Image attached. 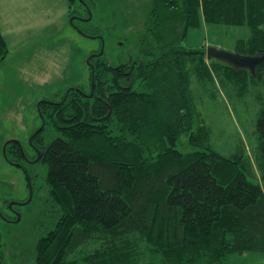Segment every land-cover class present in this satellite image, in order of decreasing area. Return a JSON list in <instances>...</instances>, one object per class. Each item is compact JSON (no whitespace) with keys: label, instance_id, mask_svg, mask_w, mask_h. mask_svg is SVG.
Listing matches in <instances>:
<instances>
[{"label":"trees","instance_id":"1","mask_svg":"<svg viewBox=\"0 0 264 264\" xmlns=\"http://www.w3.org/2000/svg\"><path fill=\"white\" fill-rule=\"evenodd\" d=\"M201 20L248 29L236 53L264 57V0H154L142 56L129 70L91 73V98L89 88L40 103L45 127L36 138L48 127L57 136L42 138L39 163L60 216L38 241L36 264H228L231 255L264 253V101L257 175L241 154H218L205 126L194 127L190 87L192 76L214 75L246 92L263 81L264 62L252 73L208 64L205 47H182ZM7 52L0 32V63ZM182 134L190 152L175 149ZM16 150L7 145L8 161Z\"/></svg>","mask_w":264,"mask_h":264},{"label":"rangeland","instance_id":"2","mask_svg":"<svg viewBox=\"0 0 264 264\" xmlns=\"http://www.w3.org/2000/svg\"><path fill=\"white\" fill-rule=\"evenodd\" d=\"M90 1L94 5L91 30L94 26L101 27L98 32L105 35L108 34L105 30L114 33L115 27H121L117 36L106 40L110 46L102 57L115 67L116 52L142 48L154 0ZM0 6V32L8 49L0 63V264H36V245L54 229L60 213L53 209L49 197L46 166L25 167L32 186L30 194L23 172L6 161L4 144L15 140L26 147L41 126L38 103L59 102L73 88L84 93L91 90L92 72L87 58L98 49L99 41L73 30L67 16L71 10L68 0H19L17 6L12 0H1ZM249 35L246 28L210 26L201 20L199 29L190 30L181 46L188 49L213 46L236 53V41L246 40ZM116 41L123 42L124 47H116ZM131 54L133 59L141 56ZM211 62L207 60L208 64ZM106 75L110 78L109 73ZM221 80L214 75L209 82L191 77L190 87L199 116L194 127L205 126L210 144L218 154L230 159L241 154L258 175L259 139L255 125L264 101V78L257 85L249 83L247 91L241 93L237 86ZM56 136L49 127L42 134L45 142ZM175 149L181 153L192 150L186 134L180 136ZM251 181L259 183L256 179ZM24 202L27 203L21 204ZM9 204L13 206L11 212ZM7 216L13 221H6ZM228 264H264V253L231 255Z\"/></svg>","mask_w":264,"mask_h":264},{"label":"flooded vegetation","instance_id":"3","mask_svg":"<svg viewBox=\"0 0 264 264\" xmlns=\"http://www.w3.org/2000/svg\"><path fill=\"white\" fill-rule=\"evenodd\" d=\"M69 2L71 3V10H70V13L67 14V16H68V19L71 18L70 26L73 28V30L80 36L88 37L89 39H97L99 41L98 49L93 50L94 52H91L87 58V60L89 61V62L87 61V65L90 68L91 72L94 73L98 71V72L108 73L109 70L111 69H119L120 71H125V70L127 71L129 70L127 64L132 61L133 59L132 56H134L131 54V52H134L136 55L142 56L143 51L141 47L137 49L128 48V50H123L122 48L124 47L125 44L123 42L116 41L115 42V44L117 45L116 47H119L120 49H122V51L119 54L115 51L116 59L118 60V63H116L115 67L109 66L110 64L107 63L108 61L102 58V57H105V55H107L106 50H107V47L110 46V43L106 42V40L113 37L112 35L116 34L115 36H117L118 35L117 32L121 27L120 26L115 27L113 29L114 33H111L110 31L105 30L106 32H108V34L105 33V35L101 33L102 31L98 32V29L101 30V27L98 28L97 26H94V27H91L92 28L91 30L89 28L91 24L89 23L93 16L91 9L92 7H94V5L90 4L91 1L90 0H70ZM101 51H102V54L100 56H97ZM121 58H124V59L120 61ZM75 90L76 91L79 90V92H81L80 93L81 96L87 95L86 93H84L78 88H73L70 91L77 93ZM66 96L67 94L63 96L62 100H64ZM42 102L43 103L45 102L47 104H57L58 103L56 101H42ZM41 125H42V120H41ZM44 127H45V121H44V126L41 129V131L34 135V133L40 127L35 130V132L33 133L31 137V141L27 142L26 147L21 146L22 150H20V148L16 146V148H18V150H16L17 154L15 157L17 161H7L11 165L17 166V168H19L23 172L28 188H29V185L31 187V193H32V186H31V182H30V179H29V176L27 174L25 167L40 164L39 162L41 161V158H42V151H41L40 143H41V140H43L42 139L43 137L36 138V135L39 136V134L42 133V130L44 129ZM27 179H28V182H27ZM12 207L13 206L9 208L10 212L13 211ZM4 219H6V221L8 222L13 221V220H10L8 216L4 217ZM14 220H16V218Z\"/></svg>","mask_w":264,"mask_h":264},{"label":"water","instance_id":"4","mask_svg":"<svg viewBox=\"0 0 264 264\" xmlns=\"http://www.w3.org/2000/svg\"><path fill=\"white\" fill-rule=\"evenodd\" d=\"M101 54H102V51L97 56H100ZM205 54H206V59L207 60H216V61L225 63V64H227L228 66H230V67H232L234 69H248L252 73L255 71V68L258 65H260V64H262L264 62V57H262V56H258V55H255V56H243V55H240L238 53H231V52H228V51H225L223 49H219V48H216V47H213V46H207L206 49H205ZM92 74H93V72H92ZM92 90H93V79H92V83H91V93H90V95H88V98H91ZM40 103L37 104V109H39ZM39 116H40V118L42 120V125L34 133V135L39 133L41 131V129L43 128V126H44V120L41 117V114H39ZM29 141H31V139ZM9 144H14V145L18 146L20 148V150H22L21 149V145H20V143L18 141H15V140L6 141V143L4 144V149H3V154H4V157H5L6 161H8V159L6 157V147ZM27 182H28V179H27ZM29 193L31 194L30 185H29ZM26 203L24 202L23 204H26ZM11 206H12V204L8 205L9 208ZM17 218L19 219V215H17Z\"/></svg>","mask_w":264,"mask_h":264},{"label":"crops","instance_id":"5","mask_svg":"<svg viewBox=\"0 0 264 264\" xmlns=\"http://www.w3.org/2000/svg\"><path fill=\"white\" fill-rule=\"evenodd\" d=\"M19 0H12V4L13 5H15V6H17V2H18ZM0 3H1V0H0ZM7 4V3H6ZM1 7V6H0ZM5 40V39H4ZM5 42H6V40H5ZM7 44V43H6Z\"/></svg>","mask_w":264,"mask_h":264}]
</instances>
